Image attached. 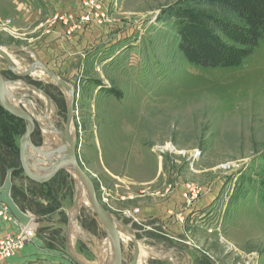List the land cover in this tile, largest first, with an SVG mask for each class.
I'll use <instances>...</instances> for the list:
<instances>
[{
  "label": "rangeland",
  "instance_id": "obj_1",
  "mask_svg": "<svg viewBox=\"0 0 264 264\" xmlns=\"http://www.w3.org/2000/svg\"><path fill=\"white\" fill-rule=\"evenodd\" d=\"M179 1L107 0L105 19L93 17L82 24L80 0L71 20L76 28L68 34L69 25L54 20L55 13L42 20L36 0H0V48L21 64L19 69L43 65L74 89L71 135L99 201L123 233L122 264H264V37L241 68L196 66L179 49L171 17ZM26 2L34 14L31 25L23 19ZM209 10L229 17L217 8ZM43 21L47 29L63 25L69 57L52 56V43L43 42ZM115 28L121 34L133 30L140 39L137 48L130 47L128 54L120 49L123 43L113 44ZM0 62L3 79L21 84L14 94L24 99L19 107L28 110L23 104L27 100L39 121L49 111L58 144L48 143L39 123L33 143L50 148L65 142L59 132L66 134L69 93L51 79L14 76L1 57ZM23 123L20 129L22 124L15 122L20 130L17 149L5 156L14 168L19 167ZM168 145L176 150H165ZM141 166L146 180L162 173L161 195L171 188L164 178L173 190L183 188V202L173 212L181 223L174 239L131 219L138 214L132 199L143 195L141 191L149 199L153 191L136 184ZM6 175L0 164V182ZM38 177L26 170L12 175L15 203L36 217L32 241L64 254L71 249L85 264H111L107 232L85 196L76 209L79 182L65 169L41 177L43 184ZM189 185L201 189L192 203L183 197ZM126 211L131 212L128 218ZM143 225L151 228L150 222Z\"/></svg>",
  "mask_w": 264,
  "mask_h": 264
},
{
  "label": "trees",
  "instance_id": "obj_2",
  "mask_svg": "<svg viewBox=\"0 0 264 264\" xmlns=\"http://www.w3.org/2000/svg\"><path fill=\"white\" fill-rule=\"evenodd\" d=\"M179 7V9H178ZM227 16L220 18L209 9ZM180 38L179 49L190 63L203 68H241L264 37V0H182L172 9ZM24 123L0 107V164L15 153V137ZM11 124V125H10ZM2 149V151H1Z\"/></svg>",
  "mask_w": 264,
  "mask_h": 264
},
{
  "label": "crops",
  "instance_id": "obj_3",
  "mask_svg": "<svg viewBox=\"0 0 264 264\" xmlns=\"http://www.w3.org/2000/svg\"><path fill=\"white\" fill-rule=\"evenodd\" d=\"M36 1H37L36 6L39 7V8L37 7V9L41 10L40 13H41L42 20L47 19V17H49L50 15L54 13H55V16H59V15H62V16L63 15L73 16L74 15L75 16L77 15L78 13L77 10L80 8V5H81L80 0H36ZM28 4L30 3L26 2V5L25 4L23 5V19L27 25H31L33 24L34 14L33 12L29 11V9L32 10V8L30 7L31 5H28ZM40 13L38 17H37V14L35 16L36 22L37 20L41 19ZM81 13H82V9H81ZM44 21L42 23L45 28L46 24ZM114 26H117V24H114ZM115 30H117L118 32L111 33V36L110 35L109 36L112 38L111 40L113 41L112 42L113 44L115 43L118 44L120 42L124 44L120 48L121 51H123V53L125 52L129 54L130 47H134V50L137 48V46L139 45L140 39L137 40L134 38L133 30L127 29L126 33L124 34H121L117 28H115ZM42 35L44 36L43 37L44 43H47V44L52 43L51 44L52 56L54 54L64 55V56L68 55L67 57L70 56V52L68 51L69 44L66 43L65 41L66 36H65V32H64V28L62 24L57 23L55 26H52L50 24L48 29L45 28V30H43ZM107 37L108 36L106 35L103 38V40H106ZM37 38H38L37 40H39L41 37H37ZM137 41H138V44H134ZM118 46H120V44ZM61 52L63 53L60 54ZM47 53L48 52H46V55H49ZM32 162H33V165L36 167H39L41 165L40 163H37L35 160H32ZM142 167L143 166L139 168L140 170L138 172L139 173L138 175L140 177H138L139 181L136 184L139 186H142V185L146 186L148 187L149 191L151 190L153 191L151 193H148L150 195L149 199H147L146 195L144 194L146 193L145 191H141L143 195H139L137 198L132 199L133 201L137 200L136 201L137 204L134 205V209L138 210V214L136 215L132 214L131 219L134 222H137L138 225H141L146 229H152V228L157 227L155 230L156 233L162 234L163 236L169 239H174L175 238L174 234L179 232L181 223L178 221L177 215L175 216L173 212L177 214L178 207L183 202V199L181 200V194L183 193V188L182 186H180V188H176L173 190L171 186L172 184L168 182L170 181V179L164 178V185L171 187L172 189L171 188H169L170 190L167 189L165 194L161 195L160 187L162 185V173L156 171L155 174H151L150 178L146 180L145 173H144L146 168H142ZM133 168L135 167L133 166ZM159 196H162L164 200H160ZM121 200L125 201L126 199L122 197ZM127 200H131V198H128ZM129 213L131 212L126 211L124 213V216L128 218ZM29 215L32 216L33 221L28 227V230L34 233V229H35L34 222H35L36 217L33 216L32 214H29ZM149 222L151 224V228H148L147 226L143 225V224H148ZM20 227L21 225L18 222L6 224L0 220V239L4 238L9 233H15ZM117 229L122 238L123 233L120 231V228L118 225H117ZM130 232L131 230H128V232L126 231V235L129 236ZM130 236H131V233H130ZM178 241L182 242L181 239H179ZM105 249L106 248H104V251L106 253ZM67 253L68 254H64L62 252L48 250L45 248L44 244H42L39 240L35 239L23 251L17 254L14 258L7 261L5 264H78L74 260L73 256L71 255L70 250H68ZM105 253H102L103 258L106 256ZM103 258L102 260H104ZM91 264H94V263H91Z\"/></svg>",
  "mask_w": 264,
  "mask_h": 264
},
{
  "label": "water",
  "instance_id": "obj_4",
  "mask_svg": "<svg viewBox=\"0 0 264 264\" xmlns=\"http://www.w3.org/2000/svg\"><path fill=\"white\" fill-rule=\"evenodd\" d=\"M0 57L5 60V62L11 68L14 76L23 77L28 74H20L13 71L14 63L11 60L10 56L5 53L0 48ZM43 72L54 82H56L59 86L65 89L67 92H71V97L69 98V115L67 121L66 134L59 132L61 137L64 139L60 146L44 145L42 147L36 146L32 141V135L34 131L35 123H38L37 120L33 117V115L24 108L16 106L13 104L10 99L7 97L5 93V88L3 85V77L0 74V107L4 109L6 112L14 115L18 119H21L26 124V130L22 137L20 143V157H19V167L11 168L7 170V175L4 180L1 179L0 182V202L8 207L10 212L16 221L23 227L27 228L33 221L32 216L28 213L21 211L19 206L15 203L12 197V175L16 171L26 170L33 175L39 176L40 178L53 172H57L59 170L65 169L67 172L73 175V177L79 182L80 189H83L84 196L88 199L89 205L96 213L98 219L103 225L104 229L107 232L108 237L112 243L113 256L111 264H122L123 262V246H122V238L117 229L116 221H114L111 217V214L107 209L103 206V204L99 201L97 192L95 189V185L89 176V174L85 171V169L79 163L78 158V143L73 140L71 135V128L73 127V115L75 114V91L71 87V85L64 80H62L59 76L55 75L53 72L49 71L43 65ZM29 75V74H28ZM40 125V124H39ZM56 130V129H55ZM32 150V152L30 151ZM32 160H37L40 162V166L36 167L33 165ZM42 184L45 182L40 181ZM80 192V190H79ZM79 194H78V204L76 205V209L79 206ZM67 242H70V232L67 231ZM70 253L73 256L74 260L78 264H85L83 261L79 260L76 257L75 253L70 249Z\"/></svg>",
  "mask_w": 264,
  "mask_h": 264
},
{
  "label": "built area",
  "instance_id": "obj_5",
  "mask_svg": "<svg viewBox=\"0 0 264 264\" xmlns=\"http://www.w3.org/2000/svg\"><path fill=\"white\" fill-rule=\"evenodd\" d=\"M107 0H82L83 10L80 14V23H89L93 17L103 20L106 17ZM72 15H63L61 17L55 16L54 20L61 21L64 25H69L68 34L76 28L72 24ZM201 193V189L195 185H189L183 197L192 203L196 201ZM0 220L3 223L11 224L16 222L8 207L0 202ZM31 231L21 226L15 233H9L4 238L0 239V264H5L10 259L14 258L17 254L23 251L25 245L32 241L34 235Z\"/></svg>",
  "mask_w": 264,
  "mask_h": 264
},
{
  "label": "bare ground",
  "instance_id": "obj_6",
  "mask_svg": "<svg viewBox=\"0 0 264 264\" xmlns=\"http://www.w3.org/2000/svg\"><path fill=\"white\" fill-rule=\"evenodd\" d=\"M10 56V55H9ZM11 60L13 61L14 63V66H13V71L17 72V73H20V74H25V73H28L29 75H34L35 77L39 78V79H42V80H50V78L43 72L42 68L41 67H31V66H28L26 67L25 69L21 68L19 69V65H21L15 58H13L12 56H10ZM4 68L3 67V64L0 62V70ZM3 85H4V88H5V93L7 94V97L10 99V101L15 104L16 106H19L20 105V101H23L21 99L17 100V98L15 97V88H18V87H21V84L19 82L17 83H10V82H7L3 79ZM23 88H25V84L23 83ZM67 92V91H66ZM69 93V98L71 97V92H68ZM41 95V94H40ZM43 96V95H42ZM41 97V96H40ZM45 97V96H43ZM42 97V100L46 101L45 98ZM47 99V98H46ZM47 108H48V105H49V102H48V99H47ZM27 108H28V111H30V109L32 110V108L30 107V103L27 102V100L24 101L23 103ZM28 104V105H27ZM48 115H49V111L42 115L41 116V121H39L38 119H36L34 116V118L37 120V122L40 124L41 128H42V131L47 135V137L49 138V142L48 143H51V142H56L57 143V133L55 131L52 130V128L50 127L49 125V120H48ZM71 134H73V127L71 128ZM58 144V143H57ZM60 146V145H58ZM165 150H168V151H171V152H174L176 149L172 146V145H168L166 147ZM32 152V150H30ZM33 153V152H32ZM37 163H40L39 161L35 160ZM225 168V167H224ZM83 197H84V193H83V189H80V192H79V200H81L79 202V205L81 206V202L83 200ZM75 214V213H74ZM112 217V216H111ZM113 219V217H112ZM114 220V219H113ZM116 223V222H115ZM31 235L33 236L34 233L32 232ZM108 242L110 244V247L112 248V243H111V240L110 238L108 237ZM113 250V249H112ZM107 256V254H106ZM113 256V254H112ZM105 258V257H104ZM104 261V260H103Z\"/></svg>",
  "mask_w": 264,
  "mask_h": 264
}]
</instances>
